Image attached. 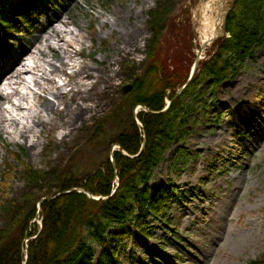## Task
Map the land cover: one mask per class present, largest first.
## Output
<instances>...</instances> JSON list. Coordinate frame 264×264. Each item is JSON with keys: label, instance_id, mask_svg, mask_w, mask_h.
I'll return each instance as SVG.
<instances>
[{"label": "rangeland", "instance_id": "1", "mask_svg": "<svg viewBox=\"0 0 264 264\" xmlns=\"http://www.w3.org/2000/svg\"><path fill=\"white\" fill-rule=\"evenodd\" d=\"M23 1L9 0V3L16 10ZM207 2L61 0V6L50 10L48 16L34 12L36 27L30 30L16 27L20 31L19 39L13 40L15 47L4 49L5 52L16 55L20 47L27 49L31 45L38 46L37 50L44 49L43 53H36L32 48L33 58L25 57L22 68L29 72L11 85L29 96L25 105L33 103L39 94L43 102L34 107L31 116L27 110L16 111L0 95V104L20 116L19 125L10 124L13 134L0 133V229L6 227L10 232H18V225L24 224L26 215L36 208L28 224V231L33 230V225L34 231L30 234L27 231L22 238V253L42 227L40 200L56 199L54 196L60 192L66 180L63 178L69 172L81 181L74 187L83 188V177L103 166L107 157L112 158L111 151L118 144L113 139L129 130L131 122L140 129L144 125L139 113L144 110L142 105H147L131 107L127 93L132 81L148 71L149 56L156 53L152 66L158 71L177 68L181 75L192 69L203 41L202 20ZM15 10L11 8L12 15ZM51 23L74 42L65 59L63 51L67 45L50 38ZM47 42L51 47L45 45ZM214 52L213 47L206 48L203 61ZM16 66L23 65L16 63ZM46 78L52 81L46 82ZM5 81L6 78H0V89L7 94L11 89ZM43 86L47 88L45 92ZM206 87L203 84L200 89ZM212 88L213 93L201 98L207 102L194 104L196 109L186 116L188 123L182 127L185 135L164 152L165 159L154 172L155 181L176 186L177 190L169 195L177 193L175 197L180 198V191L195 193L182 201H169L168 208L159 216L150 213L142 219V224L146 218L150 221V232L143 236L152 252L162 253L155 254L161 264H248L264 257V134L257 138L258 156L244 154V142L250 143L253 138L234 122V116L241 110L243 115V107H248L257 114L249 120L255 135L261 134L264 42L234 79L223 81L215 91ZM170 93L169 89L165 91L166 105L174 98ZM10 96L12 101H20L18 93ZM24 125L28 127L21 136L19 130ZM259 165L261 168L252 172ZM117 166L112 191L121 181ZM10 205L24 212L16 217L14 210H8ZM138 230L141 233V228ZM19 234L14 233V237L18 238ZM174 234L179 236L177 240H173ZM118 237L121 243L114 248V255L123 264H158L152 256L145 255L135 237L124 234ZM101 249L98 248L99 253Z\"/></svg>", "mask_w": 264, "mask_h": 264}, {"label": "trees", "instance_id": "2", "mask_svg": "<svg viewBox=\"0 0 264 264\" xmlns=\"http://www.w3.org/2000/svg\"><path fill=\"white\" fill-rule=\"evenodd\" d=\"M9 10L11 12L10 7ZM227 26L230 37L218 41L216 52L210 59L201 63L200 71H197L191 83L165 112H161L166 105L163 98L165 91L169 89L173 97L188 79L190 69L181 75L177 68L173 71H158L156 66H152L156 53L149 56L146 67L148 71L138 80L132 81L133 85L127 93V98L131 107L144 103L151 110L160 112L140 111L144 131L138 128L135 122H131L129 130L119 133L117 138L113 139L128 153L135 155L139 153L143 135L146 134V149L138 155L140 157L133 158L116 152L121 181L113 195L111 184L114 172L109 157L103 160V166L98 167L86 178L83 177L84 181L88 179L86 183L83 181L84 189L97 196H108L107 199L96 200L84 193L70 192L44 201L41 209L43 224L35 238L30 240L27 264H92L98 246L102 247V253L96 264H120L114 257V248L119 246L121 240L112 229L119 228L122 230L121 235L130 236V226L137 221L136 226L141 228V234L149 233V228L145 222L142 224V219L150 213L159 216L163 209L168 208L164 203L173 198L167 195L172 186L154 185L152 188L155 192L150 198V187L143 190L142 186L147 185L153 178L154 171L165 159L164 152L185 135L182 127L188 123L186 116L196 109L194 104L206 101L201 98L213 93L212 85L215 91L223 81L234 79L244 69L247 59L253 58L256 50L263 44L264 0H236ZM207 80L208 84L205 83ZM203 84L207 86L206 89H200ZM63 179L66 180L61 184L60 191L81 182L70 172ZM99 180L100 183L97 184L96 181ZM10 206L8 210H14L16 217L24 212L16 206ZM137 211L140 213L135 215ZM35 212L36 208L33 207L26 215L25 223L16 228L18 232H10L6 227L0 229V264L24 262L22 238L28 233H33L34 225L33 230L28 231V224ZM14 233L19 234V237L15 238ZM249 264H264V257L250 260Z\"/></svg>", "mask_w": 264, "mask_h": 264}, {"label": "bare ground", "instance_id": "3", "mask_svg": "<svg viewBox=\"0 0 264 264\" xmlns=\"http://www.w3.org/2000/svg\"><path fill=\"white\" fill-rule=\"evenodd\" d=\"M213 8H217V1L216 0H208V2L205 5V12L206 13H205L204 18L202 20L203 22H202V30H201V34L203 35V38H205V39L211 37L212 35H214V33L216 32V29H217L218 19L216 18L215 14H214L215 13V9H213ZM210 9H213L212 12H211V14L209 12ZM60 21H62V20H60ZM62 22L65 24L64 21H62ZM50 25H49L50 26V33L52 34L50 38L55 39L56 40V43L57 42H64L67 45V47L63 51V54H64L63 59H65L66 57H69L67 55V54L70 55V52H69L68 48H69V46H72L74 42L72 40H70V39H67L66 36H65V34L63 32H61V30L58 29L55 24H52L51 23ZM47 41H48V39H47ZM45 45L47 47H51V45L48 42ZM37 47L38 46H36V45H34V46L31 45L29 48L26 49V52H25L24 56L17 62V64L23 65L22 67H17L16 64H15L12 69H9L6 73H4L3 75H1L2 79L6 78L5 84H6V86L10 87V89H11V91L9 93H7V94L3 93L2 90L0 89V95L1 96H4L5 103L11 104L16 111H25V110L29 111V117L31 116V112L34 109V107L37 104H39V103H41L43 101L41 100L39 94H36V98H35L34 102L31 103V104L25 105L24 102L25 101H28V99H29L28 97L29 96L26 95V94H22L21 91H19L15 87H12L11 85L13 83H16V81H18L19 78H22L23 76H25V74L27 72H29L28 69H22L24 67L23 61L25 60V57H26V59H29V58H33V54L35 52L36 53L37 52L43 53L44 49H42V48L39 47L38 50H37ZM59 47H61V46H59ZM32 48H35V50H34L35 52L32 50ZM52 49L57 50L58 48L53 47ZM63 63L66 64L65 61H63ZM27 68H29V67H27ZM38 69L39 70H42V69H40V66L38 67ZM55 70H53V71H55ZM89 75L91 76V74H89ZM47 81H52V79L51 78H46V82ZM64 84H66V83H64ZM46 89L47 88L45 86L42 87V91L43 92H45ZM15 93H18V95H19V99H20L19 102L12 101V99H11V96L10 95H14ZM84 96H86V95H84ZM21 100H22V102H21ZM3 111H5V112H7L9 114H3L2 113ZM19 120H20V116H19V113L18 112L16 114H14L8 108L4 107L3 104H0V133L2 131H6L7 133L13 134L11 132V130H9V127H11L10 124L19 125L20 124V121ZM26 127H28V126L27 125H24L21 128V130H19V134L21 136H22V134H24V132H25L24 131V128H26ZM143 138H144V135H143ZM142 144H143V142H142ZM119 153H121V152L119 151ZM115 154L116 153H114V157H115ZM111 162H112V160H111ZM115 163H116V169L114 168V166L112 164V170H113L114 174L117 173V167H118L117 166L118 165L117 160H115ZM72 192H78V191H71V193ZM78 193H81V192H78ZM28 257H29V255H28Z\"/></svg>", "mask_w": 264, "mask_h": 264}, {"label": "water", "instance_id": "4", "mask_svg": "<svg viewBox=\"0 0 264 264\" xmlns=\"http://www.w3.org/2000/svg\"><path fill=\"white\" fill-rule=\"evenodd\" d=\"M217 1V8H213L215 9V16L216 18L218 19V25H217V29H216V32L214 33V35H212L211 37L209 38H203V41H202V44H201V47L199 48L198 52H197V55H196V58H195V61H194V64H193V67L191 69V72H190V75L188 77V79L186 80V82L180 86L175 95H174V98L172 100H170L167 104V106L161 111V112H165L167 111L171 104L173 103V101L186 89V87L191 83V81L193 80L198 68H199V65L202 61V55L205 51L206 48L208 47H212L213 44L221 39H224L225 37L229 36V33H228V30H227V22H228V18L230 16V13L234 7V4H235V0H216ZM213 9H210V14L212 12ZM130 87H126L125 91H127ZM144 108V110L146 112H152V113H156L155 111L151 110L149 107L147 106H144L142 105ZM141 128H143L142 125H140ZM146 134H144V138H143V144H142V148L140 150V152H142V150L145 148L146 146ZM116 147H118V150L125 156L127 157H136V155H130L128 154L123 148H121L120 145H116ZM116 147H113L112 151H111V160H112V164L114 166V168L116 169V163H115V159H114V153H115V149ZM140 154V153H139ZM138 155V154H137ZM71 191H78V192H81V193H84V194H87L90 198L94 199L95 197L88 191H86L85 189L81 188V187H71L69 189H66V190H63V191H60L57 195H55L54 197H58V196H62V195H65L67 193H70ZM53 197V198H54ZM47 200L46 198H43L42 200H40L39 204H38V211L40 212L41 209H42V204L43 202ZM40 217L39 213H37L35 219L38 220V218ZM35 238V237H34ZM33 238V239H34ZM25 252H26V257H25V260L22 264H27V260H28V255H29V248H28V245L25 246Z\"/></svg>", "mask_w": 264, "mask_h": 264}]
</instances>
